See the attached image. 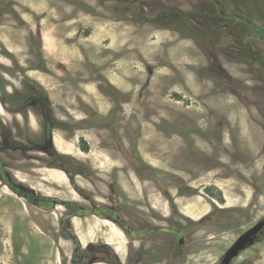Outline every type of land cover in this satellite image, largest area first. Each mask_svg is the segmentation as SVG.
I'll use <instances>...</instances> for the list:
<instances>
[{"label":"rangeland","instance_id":"374dc122","mask_svg":"<svg viewBox=\"0 0 264 264\" xmlns=\"http://www.w3.org/2000/svg\"><path fill=\"white\" fill-rule=\"evenodd\" d=\"M248 21L264 0H0V264H118L64 201L135 264H220L264 219ZM231 264H264V228Z\"/></svg>","mask_w":264,"mask_h":264},{"label":"crops","instance_id":"0c3cea01","mask_svg":"<svg viewBox=\"0 0 264 264\" xmlns=\"http://www.w3.org/2000/svg\"><path fill=\"white\" fill-rule=\"evenodd\" d=\"M76 218H81V215H79L77 213L73 214L70 221L72 223V227H74L75 235H76V237H78L79 242L82 245L89 246V245H94V243H96V242L103 241V243L105 245H107V247L113 249V251L115 252L116 256L119 258L120 261H126L130 257V254H128V253H130V249H129L128 253H127L126 249L129 248V243L131 240H129L128 236L131 233L126 229L125 226L121 225L120 223L114 224V228L107 225L110 230L112 229V231H115L114 235L116 238H114V235L112 234L113 237L111 235L110 236L109 235H101V238L99 237V239H97V240H87V239L85 240V239H82V236L78 232V228H79L78 222L74 221ZM118 245L125 251L124 259L118 254V252L116 250V246H118ZM101 252H104V251H101Z\"/></svg>","mask_w":264,"mask_h":264},{"label":"water","instance_id":"95a60500","mask_svg":"<svg viewBox=\"0 0 264 264\" xmlns=\"http://www.w3.org/2000/svg\"><path fill=\"white\" fill-rule=\"evenodd\" d=\"M264 228V219L258 221L252 227L244 231L226 250L220 264H231V262L248 246L254 244L258 234Z\"/></svg>","mask_w":264,"mask_h":264},{"label":"trees","instance_id":"16d2710c","mask_svg":"<svg viewBox=\"0 0 264 264\" xmlns=\"http://www.w3.org/2000/svg\"><path fill=\"white\" fill-rule=\"evenodd\" d=\"M248 23L251 24L254 27V29L256 30V32L259 33L262 36V38L264 39V31H263V29L261 27H259L258 25L254 24L251 21H248ZM82 150L88 151V145L84 146V148H82ZM6 183L10 185L9 182L6 181ZM12 188L17 193H19L22 196H24L27 200H29L32 203H34L36 205H39V206L42 205L41 202H40V200H42V199H46L48 201H51L52 203H55V201H57V200H54L52 198H48V197H44V196H35V195L30 194L29 192L20 191L14 186H12ZM61 204H63L67 208V210L69 211V213H68L69 216H71V215L76 213V208L74 207V205L71 202L64 201V202H61ZM64 234L67 237H71L72 239H74L76 241V243H77V241H78L77 237H76V235L73 232L68 231V232H65Z\"/></svg>","mask_w":264,"mask_h":264},{"label":"flooded vegetation","instance_id":"af4514ba","mask_svg":"<svg viewBox=\"0 0 264 264\" xmlns=\"http://www.w3.org/2000/svg\"><path fill=\"white\" fill-rule=\"evenodd\" d=\"M76 214V213H75ZM103 250V249H102ZM104 252L106 251L107 252V250L106 249H104L103 250ZM116 256V255H115ZM116 258H117V262H118V264H135L136 262H137V257L136 256H130L126 261H120L119 260V258L116 256ZM81 260V259H80ZM95 259H91L90 260V263L89 264H94V263H99L100 262V260H97V261H94ZM115 261V262H116ZM106 262H109V261H106Z\"/></svg>","mask_w":264,"mask_h":264}]
</instances>
